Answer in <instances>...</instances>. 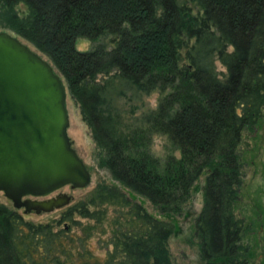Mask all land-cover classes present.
<instances>
[{"label": "trees", "instance_id": "obj_1", "mask_svg": "<svg viewBox=\"0 0 264 264\" xmlns=\"http://www.w3.org/2000/svg\"><path fill=\"white\" fill-rule=\"evenodd\" d=\"M0 28L48 57L97 166L117 182H97L45 221L0 202V264H172V223L128 193L177 213L201 174L202 264H247L232 202L240 133L264 107V0H0ZM78 37L94 43L77 49ZM152 91L149 107L143 96ZM153 134L173 148L162 159L150 149ZM95 232L106 233L102 255L91 247Z\"/></svg>", "mask_w": 264, "mask_h": 264}, {"label": "water", "instance_id": "obj_2", "mask_svg": "<svg viewBox=\"0 0 264 264\" xmlns=\"http://www.w3.org/2000/svg\"><path fill=\"white\" fill-rule=\"evenodd\" d=\"M66 85L52 63L0 29V190L22 212L68 204L90 173L67 135Z\"/></svg>", "mask_w": 264, "mask_h": 264}, {"label": "rangeland", "instance_id": "obj_3", "mask_svg": "<svg viewBox=\"0 0 264 264\" xmlns=\"http://www.w3.org/2000/svg\"><path fill=\"white\" fill-rule=\"evenodd\" d=\"M193 11H195V8H193ZM0 29H5L15 34L10 29ZM15 35L18 36L17 34ZM18 38L38 51L42 57L50 61L45 54L36 49L30 42L20 36ZM93 43L86 38L78 37L75 40V47L77 49H87ZM214 64L217 70L224 71V67L218 60H215ZM156 98V91H152L143 96L145 105L149 107H153L156 104ZM66 107L68 115L67 135L71 141V146L82 159L90 173L89 183L83 187L71 188L69 185H63L53 191V193L64 192L68 194L70 196L68 204H71L83 197L99 181L115 184L117 182L111 179L106 169L97 166L96 148L93 140L86 124L80 118L76 103L68 91L66 93ZM150 149L162 159L165 153L173 148L170 146L165 135L153 134ZM173 153L177 156L178 150L174 149ZM237 154L240 168V181L236 187V196L232 202V210L234 216L241 223L238 243L245 248L244 257L247 258V264H264V107L262 108V117L258 125L241 131L240 141L237 145ZM202 183L203 175L201 174L193 182L188 199L181 205L177 213H161L147 199L138 194L127 192L130 195L129 197L138 201L149 213L172 223L173 230L167 239L172 264H178L180 262L186 264H202L198 255V239L194 232V219L202 204ZM123 190L126 189L123 188ZM0 202L13 207L10 199L5 197L1 190ZM68 204L50 211H40L38 213L33 210L23 213L22 208L16 209L27 219L45 221L51 218H57L60 211ZM111 209V206H107L108 214L112 213ZM72 229H76V227H72ZM105 238L106 233L98 232H95L90 238L91 247L98 255L104 253L103 240Z\"/></svg>", "mask_w": 264, "mask_h": 264}, {"label": "flooded vegetation", "instance_id": "obj_4", "mask_svg": "<svg viewBox=\"0 0 264 264\" xmlns=\"http://www.w3.org/2000/svg\"><path fill=\"white\" fill-rule=\"evenodd\" d=\"M54 191H55V190H54ZM51 193H53V191H52ZM51 193H50V194H48V195H53V194H55V193H53V194H51ZM56 193H57V192H56Z\"/></svg>", "mask_w": 264, "mask_h": 264}]
</instances>
